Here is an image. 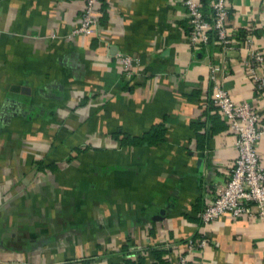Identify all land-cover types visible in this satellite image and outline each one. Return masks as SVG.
<instances>
[{
    "label": "crops",
    "instance_id": "crops-1",
    "mask_svg": "<svg viewBox=\"0 0 264 264\" xmlns=\"http://www.w3.org/2000/svg\"><path fill=\"white\" fill-rule=\"evenodd\" d=\"M83 1L0 0V264H167L198 232L203 264H264V218H198L236 155L210 64L264 106L243 44H264L260 0H227L225 50L191 47L180 0H99L91 34ZM117 53L138 58L131 77Z\"/></svg>",
    "mask_w": 264,
    "mask_h": 264
},
{
    "label": "built area",
    "instance_id": "built-area-1",
    "mask_svg": "<svg viewBox=\"0 0 264 264\" xmlns=\"http://www.w3.org/2000/svg\"><path fill=\"white\" fill-rule=\"evenodd\" d=\"M99 0H84L80 9L75 31L91 34L97 25L93 7ZM186 7L189 31L187 39L191 47L214 43L221 50L229 47L231 36L227 32L225 17L229 12L227 0H207L208 10L202 8V0H180ZM262 30L264 38V0H260ZM249 35L243 36L246 47V69L255 82L256 91L264 92V44L253 46ZM121 61V70L126 77H131L132 67L138 58L129 53H117ZM217 66L210 64L209 77L212 81L211 101L215 105L227 127L235 134L236 155L223 180L216 185L215 192L205 201L199 210L200 225H207L222 212L231 214L249 213L264 218V162L256 150V142L264 130V106L254 107L246 100H235L226 89L222 88L215 76ZM255 205L254 211L251 205ZM209 238L204 232L190 234L179 243L182 249L175 258L167 257V264H203L198 257L200 250L207 245ZM171 241L161 245L166 250ZM147 251V250H146ZM145 252V251H144ZM197 257H196V256ZM192 262V263H191Z\"/></svg>",
    "mask_w": 264,
    "mask_h": 264
},
{
    "label": "trees",
    "instance_id": "trees-1",
    "mask_svg": "<svg viewBox=\"0 0 264 264\" xmlns=\"http://www.w3.org/2000/svg\"><path fill=\"white\" fill-rule=\"evenodd\" d=\"M202 4L206 5V9L203 8L204 11H207L208 10V5H207V0H202ZM164 248L163 247H157V248H154L152 251V253L154 254H157V253H160L161 251H163ZM141 259V257H139Z\"/></svg>",
    "mask_w": 264,
    "mask_h": 264
}]
</instances>
